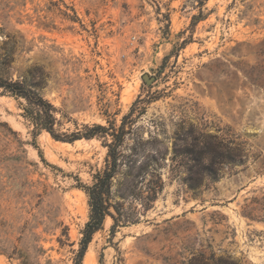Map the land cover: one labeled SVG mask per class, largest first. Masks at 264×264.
<instances>
[{"label":"rangeland","instance_id":"1","mask_svg":"<svg viewBox=\"0 0 264 264\" xmlns=\"http://www.w3.org/2000/svg\"><path fill=\"white\" fill-rule=\"evenodd\" d=\"M0 76L51 102L58 132L118 126L145 100L122 150L140 138L136 167L154 157L162 189L147 209L115 195L138 222L111 232L106 216L81 264H264V0H0ZM20 102L0 89V247L72 264L89 214L76 184L105 140L33 141Z\"/></svg>","mask_w":264,"mask_h":264},{"label":"trees","instance_id":"2","mask_svg":"<svg viewBox=\"0 0 264 264\" xmlns=\"http://www.w3.org/2000/svg\"><path fill=\"white\" fill-rule=\"evenodd\" d=\"M0 89L4 94L24 100V102H20L22 116L32 125L33 141L41 130L47 131L53 139L63 142L93 137H102L105 140L104 146L107 151L103 168L92 174L89 184L80 181L76 184V187L84 191L89 207L88 219L81 231L78 249L72 262V264H81L88 244L94 233L103 227L106 216H110L112 219L111 232H114L117 226L138 222L136 207L130 204L124 210L122 203L115 199V195H119L123 200L129 197L138 199L143 202L144 209H147L162 189L160 175L153 167L149 168L151 162L155 160L154 157L146 158L141 165L136 167L139 147L143 145L140 138L135 140V145L130 153H125L122 150L125 137L134 129L135 118L145 110L143 106L145 100L138 96L118 126H115L113 122L107 126L93 123L84 124L81 128H76L71 132H58L55 128V125L59 124L55 116L57 109L31 87H27L24 80H9L0 76ZM136 107H140V110L137 111L135 117H132ZM33 144L37 147L35 142ZM136 145L139 146L136 147ZM206 169L208 174L215 173L213 168ZM115 184H117V188H114ZM198 185V182H189L191 189H195ZM11 247H0V252L8 258H13L15 255L17 258L22 257L20 263L28 264L26 256L20 254L16 246L12 245Z\"/></svg>","mask_w":264,"mask_h":264},{"label":"water","instance_id":"3","mask_svg":"<svg viewBox=\"0 0 264 264\" xmlns=\"http://www.w3.org/2000/svg\"><path fill=\"white\" fill-rule=\"evenodd\" d=\"M144 79L147 81V82H150L151 80H153V77H150L148 76L147 74L144 75Z\"/></svg>","mask_w":264,"mask_h":264},{"label":"bare ground","instance_id":"4","mask_svg":"<svg viewBox=\"0 0 264 264\" xmlns=\"http://www.w3.org/2000/svg\"><path fill=\"white\" fill-rule=\"evenodd\" d=\"M87 258V257H86Z\"/></svg>","mask_w":264,"mask_h":264}]
</instances>
